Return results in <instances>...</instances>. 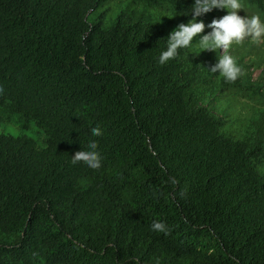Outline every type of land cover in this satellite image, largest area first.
<instances>
[{
	"label": "trees",
	"instance_id": "obj_1",
	"mask_svg": "<svg viewBox=\"0 0 264 264\" xmlns=\"http://www.w3.org/2000/svg\"><path fill=\"white\" fill-rule=\"evenodd\" d=\"M194 3L0 0V115L46 135H0V264H264V70L245 40L226 81L199 37L159 64ZM92 140L102 167L73 165Z\"/></svg>",
	"mask_w": 264,
	"mask_h": 264
},
{
	"label": "clouds",
	"instance_id": "obj_2",
	"mask_svg": "<svg viewBox=\"0 0 264 264\" xmlns=\"http://www.w3.org/2000/svg\"><path fill=\"white\" fill-rule=\"evenodd\" d=\"M213 9H227L228 14L222 18L213 19L208 25H205L202 20L197 22L198 17ZM241 9L240 0H195L191 8L192 20L187 24L181 23L170 33L167 38V48L159 56V64L165 65L175 59L179 55L180 49L189 48L193 40L199 37V44L204 51L223 49V54L210 71L212 73L219 72L228 82H235L242 75V68L229 54V49L233 44L242 45L245 40H250L252 44L256 45L264 43V23L261 22L260 17L258 15L242 17L238 14ZM206 27L212 31L201 37L200 34ZM2 92L3 88L0 87V93ZM91 132L96 137L103 135L99 127L92 128ZM87 148L89 150L77 151L72 155V164L76 165L82 162L93 170H99L102 167V156L97 151L98 142L90 141ZM181 195L183 196L185 193H181ZM151 229L154 232L170 234L168 226L162 221H153Z\"/></svg>",
	"mask_w": 264,
	"mask_h": 264
},
{
	"label": "rangeland",
	"instance_id": "obj_3",
	"mask_svg": "<svg viewBox=\"0 0 264 264\" xmlns=\"http://www.w3.org/2000/svg\"><path fill=\"white\" fill-rule=\"evenodd\" d=\"M243 9V8H242ZM244 10V9H243ZM246 11V10H245ZM103 12V9H100L98 11H96L90 18V23L94 24L98 21L101 20V14ZM153 16H157L156 12H150ZM228 13H225L224 15L221 16H225ZM253 15H258L261 19V21H264V16H262L260 14V12H257ZM253 15H250L248 17H251ZM243 17H247V16H243ZM166 21V18H162L160 20V23H163ZM105 25L110 27L112 26L113 22H114V17L112 16H108V18H106V20H104ZM249 46H251V48H249V50L247 51V55H246V59L245 62L248 63V66H252V70H255L253 72V77L254 80H256L261 71L264 70V52H262L264 49H262L260 51V53H255L257 48H259V45L256 44H252L249 41ZM255 50V51H254ZM220 54H223V49H220ZM255 55H257V58L255 57ZM260 57V60H258ZM254 60L258 61L261 63V68H258L256 66H254ZM257 69V70H256ZM0 135H8V136H13V137H21V136H26L30 139H33L40 147L44 148L46 147V135L44 133L43 130H41L35 122H31L29 124H27V126L25 127L24 123L19 121V119L17 117H14L12 120L6 119L3 115H0Z\"/></svg>",
	"mask_w": 264,
	"mask_h": 264
}]
</instances>
